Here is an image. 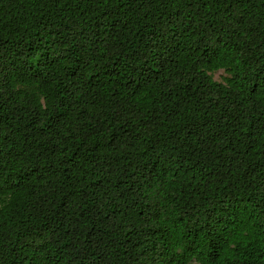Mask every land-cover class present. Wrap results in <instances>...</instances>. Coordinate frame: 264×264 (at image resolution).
I'll return each instance as SVG.
<instances>
[{"label":"trees","instance_id":"trees-1","mask_svg":"<svg viewBox=\"0 0 264 264\" xmlns=\"http://www.w3.org/2000/svg\"><path fill=\"white\" fill-rule=\"evenodd\" d=\"M0 264H264V0H0Z\"/></svg>","mask_w":264,"mask_h":264},{"label":"rangeland","instance_id":"rangeland-1","mask_svg":"<svg viewBox=\"0 0 264 264\" xmlns=\"http://www.w3.org/2000/svg\"><path fill=\"white\" fill-rule=\"evenodd\" d=\"M224 76V74L221 71L216 72L213 77L217 81H221V78Z\"/></svg>","mask_w":264,"mask_h":264}]
</instances>
